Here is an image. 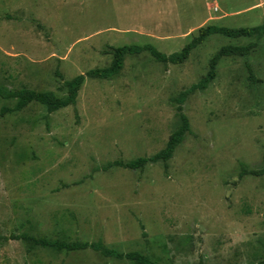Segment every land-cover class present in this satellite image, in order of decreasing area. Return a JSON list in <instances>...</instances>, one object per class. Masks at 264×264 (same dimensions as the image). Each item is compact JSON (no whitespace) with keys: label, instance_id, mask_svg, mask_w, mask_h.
I'll return each mask as SVG.
<instances>
[{"label":"rangeland","instance_id":"374dc122","mask_svg":"<svg viewBox=\"0 0 264 264\" xmlns=\"http://www.w3.org/2000/svg\"><path fill=\"white\" fill-rule=\"evenodd\" d=\"M264 27V0H0V264L264 262V30L211 34L180 63L125 54L117 74L84 77L49 113L20 90L63 98L64 81L109 66L119 46L180 49L201 26ZM214 79L178 104L224 46ZM187 120L166 161L134 170ZM101 242L55 252L20 238Z\"/></svg>","mask_w":264,"mask_h":264},{"label":"trees","instance_id":"16d2710c","mask_svg":"<svg viewBox=\"0 0 264 264\" xmlns=\"http://www.w3.org/2000/svg\"><path fill=\"white\" fill-rule=\"evenodd\" d=\"M264 30V27H254V28H238V29H228L221 28L211 25L201 26L196 30V35L193 36L188 43H186L178 52L171 53L169 55H163L152 49L150 46H119L112 50V60L106 68L102 69H92L85 72L84 75H77L68 81H64L63 85L66 89V94L63 98H58L54 96L49 91L44 92H33L28 90H20L15 93L17 97L14 109L19 110L23 108L26 104L30 102H37L46 107V110L51 113L58 109L65 108L67 106H73L75 104V98L77 91L83 82L84 77L88 78H98L107 79L112 75L118 73L121 68L122 59L125 54L139 53L141 51H148L149 54L156 59L158 62L171 63L173 65L182 63L187 57L189 51L193 49L196 45L200 44L205 37L211 34H221L230 38L236 37H249L257 34L259 31ZM252 48L250 44L246 46H224L221 47L217 52L213 54L208 63V70L204 77L198 81L196 84L191 85L188 89L182 91L178 98V104H181L186 97L195 90H203L207 85L214 79L215 76V66L218 60L222 57L231 56H246L248 51ZM3 111L0 112L2 115ZM187 120L183 115H180V124L178 128L172 132L165 143L163 149L156 152L153 156L149 158H136L132 161L121 163L114 162L112 165L119 166L125 169L134 170L136 168H141L147 162L155 163L157 161H166L169 159L176 148V146L182 141L184 134L187 132ZM264 173V157H263V169ZM27 241H30L33 245H37L43 248H49L52 251H76L90 249L95 252L101 253L106 257H122L121 254L110 250L102 245L101 242H61L56 240H46L44 238H30L22 235ZM125 258L130 260L131 264H154L147 257L139 255L136 252L126 253L123 255ZM264 264V262L258 263Z\"/></svg>","mask_w":264,"mask_h":264}]
</instances>
